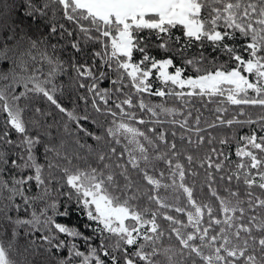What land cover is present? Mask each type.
<instances>
[{
	"label": "snow or ice",
	"instance_id": "1",
	"mask_svg": "<svg viewBox=\"0 0 264 264\" xmlns=\"http://www.w3.org/2000/svg\"><path fill=\"white\" fill-rule=\"evenodd\" d=\"M261 133L264 0H0V264H264Z\"/></svg>",
	"mask_w": 264,
	"mask_h": 264
},
{
	"label": "trees",
	"instance_id": "2",
	"mask_svg": "<svg viewBox=\"0 0 264 264\" xmlns=\"http://www.w3.org/2000/svg\"><path fill=\"white\" fill-rule=\"evenodd\" d=\"M25 23H27V21H25ZM32 28L35 29L36 28V25L35 24H32ZM42 30V29H41ZM191 51H196V49H192ZM67 55H71V53L69 52ZM227 58L226 57H219V61H224L226 60ZM177 64H180L181 61L179 60V58H177L176 60ZM185 75H195V72L192 70V69H188L186 72H185ZM64 82L67 83L68 82V77L65 76L64 78ZM61 99V103L65 104L67 107L71 108L73 107V104L71 103V101L69 100L68 98V95H67V92L65 93V95L63 97L60 98ZM153 100H158L159 98H151ZM35 103H39L41 105H44L45 102L43 100H39V101H35ZM171 103V102H170ZM196 106L197 107H203L200 102L197 100L196 101ZM81 107H82V104H81ZM216 107L215 104H211L208 106L207 109H203L204 110V114H205V117L211 121L212 119H214V115L210 112L211 109H214ZM231 107V106H230ZM253 112H255V110H252ZM236 128L239 129V126H235ZM252 128H256L258 130V126L257 125H253ZM218 133L222 130L218 129L216 130ZM250 131L249 127L245 126L243 127L242 129H239V134H244V133H248ZM262 135H264V133H261ZM217 147H219V145H217ZM231 148H232V153H231V158L233 160L236 159L235 155H234V149H235V141H233V144L231 145ZM23 214V213H22ZM78 213H74L70 219H67L66 218H58L59 219V222L61 223H69V224H77V223H82V219L83 218H80V220L77 219L78 217ZM21 243H24V241L22 240Z\"/></svg>",
	"mask_w": 264,
	"mask_h": 264
}]
</instances>
